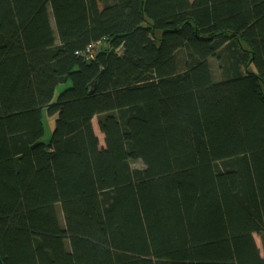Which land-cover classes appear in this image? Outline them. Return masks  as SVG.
<instances>
[{
  "label": "trees",
  "instance_id": "obj_1",
  "mask_svg": "<svg viewBox=\"0 0 264 264\" xmlns=\"http://www.w3.org/2000/svg\"><path fill=\"white\" fill-rule=\"evenodd\" d=\"M0 256L264 264V0H0Z\"/></svg>",
  "mask_w": 264,
  "mask_h": 264
},
{
  "label": "rangeland",
  "instance_id": "obj_2",
  "mask_svg": "<svg viewBox=\"0 0 264 264\" xmlns=\"http://www.w3.org/2000/svg\"><path fill=\"white\" fill-rule=\"evenodd\" d=\"M211 67H213L212 70H214L216 77L219 79L220 69H219V66H218L216 60L211 59ZM71 86H72V83L69 82L67 84L60 85L59 87H57V90L55 93V99H57L61 93H63L66 89L70 88ZM43 122H44V126H45V137L43 139V142L48 143L50 138H51V135L53 133V130L55 128L56 116L51 117V116H48L46 112H44ZM94 126H95V130H96V134L99 137L101 146H104V137L97 127V120L96 119L94 121ZM133 165L138 166V164H136V163ZM57 214H58V218L60 220L61 225H64V216H63L62 209H61L60 205H57ZM256 239H257L259 245L261 246L260 237L256 236Z\"/></svg>",
  "mask_w": 264,
  "mask_h": 264
},
{
  "label": "crops",
  "instance_id": "obj_3",
  "mask_svg": "<svg viewBox=\"0 0 264 264\" xmlns=\"http://www.w3.org/2000/svg\"><path fill=\"white\" fill-rule=\"evenodd\" d=\"M256 236H258V235H256ZM256 236H255V238H256ZM259 237V236H258ZM256 241H257V239H256ZM260 242H261V246L259 245V243H258V241H257V243H258V245H259V247H260V249L262 250V253H263V247H262V241H261V238H260Z\"/></svg>",
  "mask_w": 264,
  "mask_h": 264
},
{
  "label": "water",
  "instance_id": "obj_4",
  "mask_svg": "<svg viewBox=\"0 0 264 264\" xmlns=\"http://www.w3.org/2000/svg\"><path fill=\"white\" fill-rule=\"evenodd\" d=\"M0 264H4V261H3V259L1 258V256H0Z\"/></svg>",
  "mask_w": 264,
  "mask_h": 264
},
{
  "label": "built area",
  "instance_id": "obj_5",
  "mask_svg": "<svg viewBox=\"0 0 264 264\" xmlns=\"http://www.w3.org/2000/svg\"><path fill=\"white\" fill-rule=\"evenodd\" d=\"M94 47V46H93ZM93 47L91 46V49H93Z\"/></svg>",
  "mask_w": 264,
  "mask_h": 264
}]
</instances>
